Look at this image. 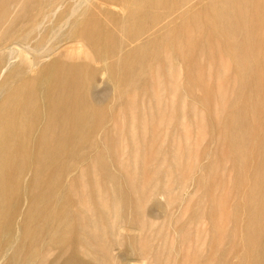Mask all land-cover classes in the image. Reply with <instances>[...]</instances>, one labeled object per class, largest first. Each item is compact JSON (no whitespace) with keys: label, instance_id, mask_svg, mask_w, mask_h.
I'll list each match as a JSON object with an SVG mask.
<instances>
[{"label":"rangeland","instance_id":"374dc122","mask_svg":"<svg viewBox=\"0 0 264 264\" xmlns=\"http://www.w3.org/2000/svg\"><path fill=\"white\" fill-rule=\"evenodd\" d=\"M213 1L65 0L60 9H44L47 19L41 14L31 20L41 10L36 8L33 16L22 22L15 32L30 30L25 42L16 36L2 41V46L15 45L34 60V46L42 40L43 48L52 55L57 53L47 59V65L70 59L61 50L66 44L83 45L86 50L77 53L76 58L73 53L71 61L77 62L73 65H84L79 89L82 88L83 93L87 88L89 117L71 138L72 145L81 150L64 165L49 167L44 187L47 201L42 211L34 213L30 220L26 218V211L35 196L32 197L28 189L42 121L28 129L24 126L23 130H13L16 137L30 134L16 139L22 150V166L26 169L23 177L15 178L1 211L0 264H186L196 250L199 251L197 264H202L213 240L211 226L215 213L217 217L223 215V223H227L222 226L226 234L220 240V259L226 260L224 255H227L228 264L238 263L235 255L236 251L239 254L244 249L241 227L247 219L244 200L236 189L250 186L252 179L245 178L242 167L233 159L222 127L223 119L219 128L214 126L219 104L211 93L205 94L199 87L201 73L192 66L193 61L198 60V51L194 55H182L186 47H179L174 39L186 17L200 13V22L194 23L196 42L204 32L200 27L206 20L204 12L229 9V6L212 8ZM76 7L81 16L74 34L48 35L52 28L70 30L69 9ZM21 14L18 10L15 16ZM60 16L62 19L58 18ZM89 21L95 22L99 33L95 51L78 37ZM85 53H90L91 62L85 61ZM214 57L215 61L225 63L223 71L213 60L205 59L200 63L211 76L207 84L224 90L223 103L229 107L234 101L232 90L244 79L234 74L225 53L214 54ZM257 60L263 63L264 53ZM5 71L0 77V107H7L36 90L38 103L33 110L37 109L44 116L53 91L50 86L57 79L55 73L30 75L25 83L9 78V69ZM217 77H222L224 82H218ZM133 79L138 80L136 87L131 85ZM168 83H173L174 87ZM150 86H154V95L148 90ZM16 90L19 94L14 96L12 93ZM246 94L244 89L239 90L240 98ZM260 96L264 98V91ZM248 150L254 152V144H250ZM87 165H98L102 173H107V196H117L116 212L107 215V222L117 220L118 227L111 235L109 230L103 232L107 244L112 245L107 262L101 258L103 250L98 246L101 251L96 259L82 249L79 242L84 232L77 216L83 211L78 203L79 195L72 189L76 188V180L82 174L81 183L89 182L85 174ZM90 193L91 187L86 194ZM148 195L151 198L143 205L147 224L140 230L133 201ZM236 213L239 214L237 221Z\"/></svg>","mask_w":264,"mask_h":264},{"label":"bare ground","instance_id":"6f19581e","mask_svg":"<svg viewBox=\"0 0 264 264\" xmlns=\"http://www.w3.org/2000/svg\"><path fill=\"white\" fill-rule=\"evenodd\" d=\"M64 2L65 0H0V77L6 69L10 71V76L7 75L9 78H15L16 81L25 83L30 80H28L30 75H43L48 71L52 74L55 73L57 77L53 86H50L53 87V91L44 116H41L37 109L33 110L34 105L38 103L36 90L23 98L16 99L13 104L7 107H0V215L3 204L8 200V195L14 186L15 178L23 177L26 169L22 166L24 165L22 150L16 139L26 138L30 133L17 135L16 137L13 132L14 129H22L24 126V129L26 127L28 129L30 125L37 126L42 121L40 137L33 156V178L28 189L30 195L35 196L34 202H31L26 211V218L29 220L34 213L42 211L47 201L48 195L44 187L49 167L64 165L69 158L77 153L78 149L81 150L79 146L72 145L71 138L85 125L86 119L89 117L87 114L89 105L85 99L87 88L82 91L83 93L80 92L82 88L79 89L82 84L81 71L84 65H73L77 62H73L71 59L73 55L75 57L85 47L79 43H73V45L69 43L70 46H66V44L61 50L64 56L66 55L70 59L67 58L66 62L61 63L52 61L47 65V59L51 56L54 57L57 53L52 55L48 49L43 48L42 40L36 42L34 46V60L24 50L15 45H1L2 41L12 36H16L18 40L25 42L31 34L30 30L21 29L15 32L22 25V22L28 17H32L36 8L41 10L31 20L41 14L43 19H47L48 15L43 13L44 9H60ZM156 4L158 5V3ZM210 6L212 8L229 6V9L224 11L211 9L204 12L206 20L203 22L204 24L200 25L204 31L202 35L198 36V40L201 37L200 42H197L198 40L195 42L197 35L194 34V23L200 22V13L186 17L174 39L179 47H182V45L186 47L181 52L182 55H194L198 51V60H194L192 66L201 73L199 87L205 94L211 93L212 98L218 101L219 104L214 126L219 128V122L223 119L222 127L227 135L228 147L233 151V159L242 167L245 178L252 179L250 186L246 188L237 187L236 189V193H240L241 198L244 200L243 209L247 219L241 227L244 233L241 240L244 249L239 254L237 253L239 251H236L235 256L238 257V263L236 264H264V98L260 96V93L264 91V62L261 63L257 60L264 53V0H214ZM18 10L22 14L16 17L15 14ZM79 16L81 15L78 7L69 9L67 18L70 20L71 29L66 31L64 27L62 30H57L58 27L52 28L48 35L72 36L74 34L73 30L78 24ZM58 18L62 19L61 16ZM95 25V22L89 21L88 25L86 24L82 28L83 31L78 35L90 48H96L98 45L99 33L95 29ZM41 34L40 32L38 35ZM221 53L227 55L234 74L240 75L244 79V82L235 91L232 90L233 93L231 94L234 96V101L231 104L232 106L229 107H225L223 103L226 99L224 90L220 86L209 87L207 84L209 78L211 80V76L206 73L205 68L200 63L201 60L205 59L213 60L214 63L218 62L215 64L217 68L223 71L225 63L221 60H214V54ZM84 55H86L85 61L91 62L90 53ZM92 56H94L93 53ZM172 77L170 79H173ZM216 80L221 84L224 82L222 77H217ZM137 81L133 79L131 85L136 87L138 85ZM168 84L170 87H174L173 83ZM42 86L45 88V84ZM240 89L241 91L244 89L247 93L242 98L239 96ZM148 90L154 95V86H150ZM2 92L5 93L6 91ZM16 93L17 90L12 94L15 96ZM13 95H10V97ZM130 102L132 103V101ZM130 102L127 103L128 112L131 109ZM91 107L90 105V109ZM95 112L93 113L95 114ZM158 115L159 113H157L156 119L159 120ZM104 140L107 147V133ZM250 144H254V152L248 150ZM94 161L95 159L92 161L93 164ZM87 166L88 169L85 174L89 182L87 184L81 183L82 177H84V174H82L76 180V188L72 189L79 195L78 203L83 211L77 216L81 222V231L84 232L81 234L79 242L81 248L88 251L96 259H99L97 257L99 250H103L101 258L107 262V258H109L108 251L112 245L111 243L107 244L103 232L109 230L111 235L113 230L118 227L117 220L112 223L107 222V215H114L116 212L117 196L115 195L114 198H112V195L107 196V173H102L98 165ZM95 172L98 173V178L95 177ZM90 187L91 193L87 195V189ZM128 187L131 189L130 184H128ZM149 198L151 196L148 195L144 199L139 198L133 201V211L140 230L146 228L147 223L144 221L145 211L143 205ZM235 216L237 221L239 214L236 213ZM222 218L223 215L217 217V213L214 214L211 226L213 240L210 242L211 245L207 254L203 257L202 264H228L229 262L227 260L229 256L227 255H224L226 260H223L222 257L220 259L222 253L220 240L226 234L225 229L222 230V226L224 227L227 224L223 223L225 220ZM224 237L231 238L229 236ZM96 246L100 249H97ZM198 258L199 251L196 250L186 264H197Z\"/></svg>","mask_w":264,"mask_h":264}]
</instances>
